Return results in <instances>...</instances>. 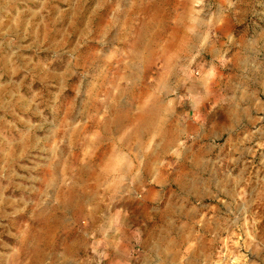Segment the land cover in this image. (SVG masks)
Segmentation results:
<instances>
[{
    "label": "rangeland",
    "instance_id": "1",
    "mask_svg": "<svg viewBox=\"0 0 264 264\" xmlns=\"http://www.w3.org/2000/svg\"><path fill=\"white\" fill-rule=\"evenodd\" d=\"M193 33L224 63H177ZM229 34L264 49V0H0V264H264V50Z\"/></svg>",
    "mask_w": 264,
    "mask_h": 264
},
{
    "label": "crops",
    "instance_id": "2",
    "mask_svg": "<svg viewBox=\"0 0 264 264\" xmlns=\"http://www.w3.org/2000/svg\"><path fill=\"white\" fill-rule=\"evenodd\" d=\"M230 39V42L232 43V48H234V52H233V56H234V60H235V64L237 66H241L244 64L245 61H247V64L249 65L250 61L252 63L258 62L259 59H261V52L264 50L261 48L260 42L261 38L260 36H255L251 38H246L244 35H241L239 37H233L229 34V36H227ZM180 44H179V51L176 52L174 54V59L175 61L180 60L179 57H181L182 55H178V53L187 55V56H191L193 59L192 64H194L195 62H197V64L200 66L202 65V67L204 68V70H208L210 69V64L209 62H223L224 63V56H223V50H221V46H223V44H226V42H220L219 41H210L207 37L205 38L204 35H201V33H193L192 37L190 38V40L187 39H180ZM195 58L193 57V55H195ZM205 56H209L211 59L208 61H204ZM246 63V62H245ZM247 65V66H248ZM257 72L260 73L262 72V67L259 66L258 68H256ZM264 71L262 72V75H260L259 79L261 81H259L260 84H262V86L264 87V76H263ZM263 78V79H262ZM244 88H247V86H245ZM243 88V89H244ZM248 90V88L246 89ZM143 118V117H142ZM142 118L140 120H138V123L134 126L135 129V138L136 139V146H138L139 144H141V136L137 134L138 131V127L141 125L142 122ZM156 118V117H155ZM179 129H177V133H176V140L175 142L178 141V139H180L179 135L182 134V129L177 126ZM154 128V126H153ZM181 141V139L179 140V142ZM142 142H143V137H142ZM183 146V145H182ZM181 146V143L178 144V147L184 148ZM171 148V147H170ZM169 148V150H170ZM167 212H171V210L167 211ZM174 214V213H173ZM168 221L171 220L168 219ZM163 222H167V219L164 220Z\"/></svg>",
    "mask_w": 264,
    "mask_h": 264
},
{
    "label": "bare ground",
    "instance_id": "3",
    "mask_svg": "<svg viewBox=\"0 0 264 264\" xmlns=\"http://www.w3.org/2000/svg\"><path fill=\"white\" fill-rule=\"evenodd\" d=\"M242 64H246L245 62L244 63H242ZM263 79V78H262ZM256 86V85H255ZM237 88V87H236ZM237 92V91H236ZM245 95H247V93H245ZM244 95V97H247V96H245ZM252 95V94H251ZM249 96H250V94H249ZM248 96V97H249ZM243 99V98H242ZM245 99H247V98H245ZM241 101H243V100H241ZM244 102V101H243ZM254 102V101H253ZM246 103V102H245ZM248 103V102H247ZM251 103V102H250ZM256 103H257V101H256ZM244 104V103H243ZM245 107H246V105H245ZM155 108V107H154ZM154 108H152V107H150V109L149 110H147V112L145 113V115L143 116V118H142V122H141V125L138 127V131H137V134L138 135H140V136H144V138H143V140L144 139H146L147 138V136H149L150 134H152V133H154V128H153V126H155V124L157 123L156 122V119H155V111H154ZM238 108V107H237ZM256 108V107H255ZM156 109V108H155ZM236 109V108H235ZM242 110V109H241ZM255 110V109H254ZM252 112V111H251ZM243 115V114H242ZM234 117V116H233ZM232 118V117H231ZM236 120V119H235ZM230 122H231V120H230ZM228 129V128H227ZM226 129V130H227ZM157 130V129H156ZM177 133V132H176ZM176 133H173V135H172V139H171V141L170 142H168V144H166L165 145V147L163 148V151H166L169 147H170V145H172L173 144V142H175V140H176ZM160 134V133H159ZM148 139V138H147ZM142 140V139H141ZM146 141V140H145ZM143 143H144V141H143ZM142 144V143H141ZM153 170L150 168V170L148 171V175H150L151 173H153L152 172ZM183 187H185V186H183ZM192 189V188H191ZM191 197V196H190ZM165 236V235H164ZM164 236H161V237H164ZM159 240H161V239H159Z\"/></svg>",
    "mask_w": 264,
    "mask_h": 264
}]
</instances>
